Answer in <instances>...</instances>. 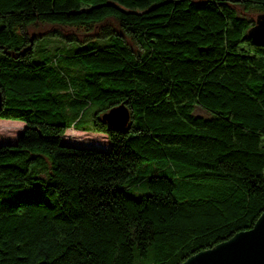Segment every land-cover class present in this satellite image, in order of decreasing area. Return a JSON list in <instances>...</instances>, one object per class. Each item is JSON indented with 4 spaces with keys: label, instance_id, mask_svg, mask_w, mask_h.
Listing matches in <instances>:
<instances>
[{
    "label": "trees",
    "instance_id": "obj_1",
    "mask_svg": "<svg viewBox=\"0 0 264 264\" xmlns=\"http://www.w3.org/2000/svg\"><path fill=\"white\" fill-rule=\"evenodd\" d=\"M261 11L264 0H0V117L25 123L0 144V264H133L135 248L180 264L250 228L264 210V40L247 34ZM43 35L75 44L37 58ZM121 102L129 120L110 126L101 114ZM70 126L109 147L61 142ZM161 156L184 168L179 198L162 173L138 197L120 186Z\"/></svg>",
    "mask_w": 264,
    "mask_h": 264
},
{
    "label": "rangeland",
    "instance_id": "obj_2",
    "mask_svg": "<svg viewBox=\"0 0 264 264\" xmlns=\"http://www.w3.org/2000/svg\"><path fill=\"white\" fill-rule=\"evenodd\" d=\"M256 15V14H255ZM254 15V17H255ZM75 43L73 41H66L59 36L43 35L38 37L34 41V56L37 58L53 56L57 53V50L61 52H67V47L72 46ZM95 107L93 105L86 108L83 118L81 120L82 126H90L92 123V113ZM193 113L196 115L207 116L208 112L204 108L195 105ZM5 121V122H1ZM14 122V123H13ZM12 125L15 129L11 132H0V144L14 142L17 135L22 131L25 123L19 119L1 118L0 127L2 125ZM60 141L65 144H71L82 147H92L97 149H107L109 147V140L103 132L76 129L72 126L67 127L64 133L60 137ZM183 167L175 161L165 157L151 158L148 160H142L132 170L128 177L121 183V187L126 190L130 195L138 197L141 194L149 192L146 178L154 173H162L172 176L175 180L174 195L179 198V181L177 177L182 173ZM150 249V246L148 247ZM148 251V250H147ZM133 264H153L151 256L148 254L143 256L137 253V249L133 250Z\"/></svg>",
    "mask_w": 264,
    "mask_h": 264
},
{
    "label": "water",
    "instance_id": "obj_3",
    "mask_svg": "<svg viewBox=\"0 0 264 264\" xmlns=\"http://www.w3.org/2000/svg\"><path fill=\"white\" fill-rule=\"evenodd\" d=\"M247 34L257 43L264 40V11L256 13ZM101 118L110 126L122 127L129 120V110L121 102L102 112ZM180 264H264V210L250 228L240 230L210 248L195 252Z\"/></svg>",
    "mask_w": 264,
    "mask_h": 264
}]
</instances>
